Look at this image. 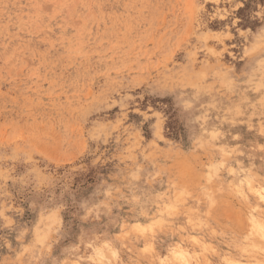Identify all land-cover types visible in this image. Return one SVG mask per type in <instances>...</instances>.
Segmentation results:
<instances>
[{
  "label": "rangeland",
  "instance_id": "374dc122",
  "mask_svg": "<svg viewBox=\"0 0 264 264\" xmlns=\"http://www.w3.org/2000/svg\"><path fill=\"white\" fill-rule=\"evenodd\" d=\"M264 0H0V264H264Z\"/></svg>",
  "mask_w": 264,
  "mask_h": 264
},
{
  "label": "snow or ice",
  "instance_id": "6c2138e0",
  "mask_svg": "<svg viewBox=\"0 0 264 264\" xmlns=\"http://www.w3.org/2000/svg\"><path fill=\"white\" fill-rule=\"evenodd\" d=\"M262 199H264V197H261Z\"/></svg>",
  "mask_w": 264,
  "mask_h": 264
}]
</instances>
